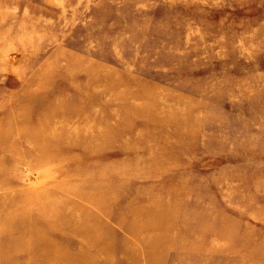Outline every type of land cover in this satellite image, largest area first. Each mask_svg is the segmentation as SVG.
<instances>
[{
  "label": "rangeland",
  "instance_id": "rangeland-1",
  "mask_svg": "<svg viewBox=\"0 0 264 264\" xmlns=\"http://www.w3.org/2000/svg\"><path fill=\"white\" fill-rule=\"evenodd\" d=\"M0 264H264V0H0Z\"/></svg>",
  "mask_w": 264,
  "mask_h": 264
}]
</instances>
